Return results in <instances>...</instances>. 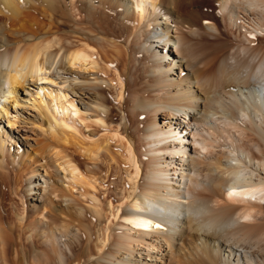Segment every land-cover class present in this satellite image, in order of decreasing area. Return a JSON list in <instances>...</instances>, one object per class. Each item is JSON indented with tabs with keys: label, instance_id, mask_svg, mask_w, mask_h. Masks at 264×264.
I'll return each instance as SVG.
<instances>
[{
	"label": "bare ground",
	"instance_id": "obj_1",
	"mask_svg": "<svg viewBox=\"0 0 264 264\" xmlns=\"http://www.w3.org/2000/svg\"><path fill=\"white\" fill-rule=\"evenodd\" d=\"M0 118V264H264V0H0Z\"/></svg>",
	"mask_w": 264,
	"mask_h": 264
},
{
	"label": "rangeland",
	"instance_id": "obj_2",
	"mask_svg": "<svg viewBox=\"0 0 264 264\" xmlns=\"http://www.w3.org/2000/svg\"><path fill=\"white\" fill-rule=\"evenodd\" d=\"M1 118L3 119L2 120V123L4 124V127L5 126L6 127L9 126V122H8L7 116H5V115L3 116V114H2ZM182 121H184V120H182ZM22 150L26 153V155H28V156H30L32 158L33 151H32L31 148H29L28 146H26V148H22ZM29 158L28 159H25V162L26 163L23 165V167H22V165L20 166V168L22 167L21 169L20 168H17V166L14 167L15 170H14V173L12 175L10 184L16 185L17 188L20 187V184L25 180V178L27 176V175H25L22 172H24L26 170V167H30L31 164L32 165L34 164V162H31V159H29ZM4 190L3 191H4V194L5 195H4V197L1 198L2 199V202H1V205H0V211H2L3 214H1V213L0 214L2 216H4V215H7L8 217L10 216L9 221L12 220V221L19 222V216L23 214V207H24V204L21 201V195H19L18 192H15V194H14V190H9L8 188H4ZM25 209H26V207H25Z\"/></svg>",
	"mask_w": 264,
	"mask_h": 264
}]
</instances>
